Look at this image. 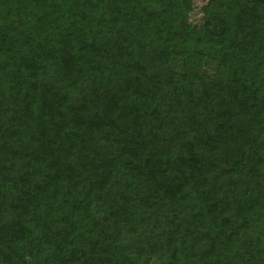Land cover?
Returning a JSON list of instances; mask_svg holds the SVG:
<instances>
[{
  "label": "trees",
  "instance_id": "1",
  "mask_svg": "<svg viewBox=\"0 0 264 264\" xmlns=\"http://www.w3.org/2000/svg\"><path fill=\"white\" fill-rule=\"evenodd\" d=\"M0 0V264H264V0Z\"/></svg>",
  "mask_w": 264,
  "mask_h": 264
},
{
  "label": "rangeland",
  "instance_id": "2",
  "mask_svg": "<svg viewBox=\"0 0 264 264\" xmlns=\"http://www.w3.org/2000/svg\"><path fill=\"white\" fill-rule=\"evenodd\" d=\"M206 5L207 0H193V10L190 14V22L192 24H200L203 12H206L207 10Z\"/></svg>",
  "mask_w": 264,
  "mask_h": 264
}]
</instances>
